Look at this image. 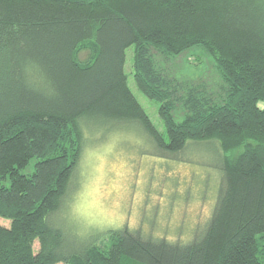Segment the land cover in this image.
<instances>
[{"label":"trees","instance_id":"16d2710c","mask_svg":"<svg viewBox=\"0 0 264 264\" xmlns=\"http://www.w3.org/2000/svg\"><path fill=\"white\" fill-rule=\"evenodd\" d=\"M195 46L216 62L217 89L163 67ZM131 47L166 134L128 85ZM89 123L139 124L166 158L217 144L219 195L191 240L125 228L68 242L53 220ZM0 218V264H264V0H0Z\"/></svg>","mask_w":264,"mask_h":264},{"label":"rangeland","instance_id":"374dc122","mask_svg":"<svg viewBox=\"0 0 264 264\" xmlns=\"http://www.w3.org/2000/svg\"><path fill=\"white\" fill-rule=\"evenodd\" d=\"M86 58V54L82 55ZM168 73L182 82L207 83L217 89L221 74L216 62L202 47H192L162 62ZM134 47L126 52L128 85L158 130L166 134L160 118V103L146 97L134 81ZM182 108L174 111L183 121ZM84 126L83 153L68 194L54 225L68 242L90 238L108 230L129 228L144 237L187 243L211 217L223 172L216 143L190 142L179 156H160L147 132L139 125L105 131L89 123ZM89 126V125H88ZM36 160L21 173L31 175ZM10 185L9 181L3 183ZM0 225L9 227L0 218ZM39 246L36 244L35 250ZM62 264V263H61Z\"/></svg>","mask_w":264,"mask_h":264}]
</instances>
